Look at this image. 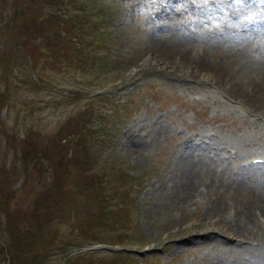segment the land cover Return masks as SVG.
Listing matches in <instances>:
<instances>
[{
	"label": "rangeland",
	"instance_id": "1",
	"mask_svg": "<svg viewBox=\"0 0 264 264\" xmlns=\"http://www.w3.org/2000/svg\"><path fill=\"white\" fill-rule=\"evenodd\" d=\"M78 1L99 14L98 22L80 26L78 35L85 31L91 42L76 52V62L50 54L36 59L49 84L34 86L22 51L37 58L43 29L54 25L43 20L41 0H16L14 10H21L12 22V0H0V264H59L65 251L58 245L90 241L81 250H92L71 264H104L115 247L132 253L116 254L130 264H212L219 257L264 263V212L234 221V209L225 207L234 201L228 180L264 181V160L252 162L254 155L264 158V69L252 68L264 40L242 46L214 35L227 31L229 16L235 25L245 3L254 11L263 0ZM183 36L182 50H167ZM193 57L208 65L196 66ZM218 78L234 98L218 84L203 92L206 80ZM259 91L260 99L246 98ZM95 106L114 111L108 117L93 113ZM185 146L199 159L195 184L206 199L180 208L171 202L189 182L187 160L178 161ZM57 195L54 213L46 212ZM248 199L241 193L237 212ZM214 226L245 240L226 241Z\"/></svg>",
	"mask_w": 264,
	"mask_h": 264
},
{
	"label": "bare ground",
	"instance_id": "2",
	"mask_svg": "<svg viewBox=\"0 0 264 264\" xmlns=\"http://www.w3.org/2000/svg\"><path fill=\"white\" fill-rule=\"evenodd\" d=\"M254 20H252L250 17L246 19V22H247V25L246 28L244 29V36L243 37H240L237 39V41L240 42V39H242V45H247L246 43H248L249 41H252L253 39H256L258 36V33L261 32L262 30V26L260 25H257L253 22ZM215 35V34H214ZM213 35V36H214ZM186 36H183V38H177L175 40H173L172 42H170V45L167 46V50L170 51V49L172 48H175L177 50H182L183 47L186 45V43L188 42V40L185 39ZM190 39V37H188ZM184 39V40H183ZM208 39V38H207ZM213 39V38H212ZM211 39V40H212ZM234 39V38H233ZM232 39V40H233ZM160 40V39H159ZM209 40V39H208ZM207 40V41H208ZM210 40V41H211ZM230 40V39H229ZM164 41V40H163ZM214 41V39H213ZM225 41V40H224ZM223 41V42H224ZM228 41V40H227ZM217 42V41H216ZM219 43V41H218ZM222 43V42H221ZM260 44V43H259ZM237 45V43H236ZM239 45V44H238ZM250 45V44H249ZM253 45V44H252ZM261 45V44H260ZM222 46V45H221ZM228 46V45H227ZM248 46V45H247ZM251 46V45H250ZM212 47V46H211ZM233 47V46H232ZM239 47V46H238ZM255 47V46H253ZM259 47H262V46H259ZM219 48V47H218ZM245 48V47H243ZM263 48V47H262ZM237 49V48H236ZM196 50V49H195ZM205 50V49H204ZM244 50V49H243ZM192 52V51H191ZM190 52V54H191ZM199 52V51H198ZM245 52V51H244ZM263 52V51H262ZM179 53V52H178ZM177 53V55H178ZM189 53V52H188ZM198 54V53H197ZM246 54V53H245ZM250 54V53H248ZM186 55V54H185ZM188 55V54H187ZM191 56V55H189ZM254 56V55H253ZM188 59H190V57H188ZM191 60L193 61V63H195L196 66H207L208 63H206L203 59H200V58H191ZM189 61V60H188ZM263 67V68H262ZM255 71H258L260 69H264V52L263 54L260 56V55H256L254 57V64H253V67H252ZM252 70V69H251ZM229 70H226V74L231 76V73L228 72ZM219 77V76H218ZM228 77V76H227ZM224 78V77H222ZM230 78V77H229ZM228 78V79H229ZM231 79H229L230 81ZM216 82H219V83H223V81L221 80V78H218L216 80ZM220 85V84H219ZM260 96H261V92L259 91V96L256 95L255 92H250L246 95V98H251V99H254L255 100V97H257L258 99H260ZM260 102V100L258 101ZM203 134V133H202ZM208 135V134H207ZM190 137V136H189ZM188 137V138H189ZM201 141V140H200ZM202 142V141H201ZM204 152V151H203ZM207 153V151H206ZM196 154V153H195ZM204 154V153H203ZM208 156V155H207ZM201 157V156H200ZM210 158V157H209ZM180 159L181 160H187L186 161V166L185 168L188 170V176H189V182H188V185H187V188H186V193L184 196H180V198H177L176 201H172L171 203H175L176 206H179L180 208H182L183 206L189 204V203H193V202H197L198 200H204L206 199V193L205 191H203L204 189L201 188V186H198L195 184V182L197 181V178L195 176L196 174V171L198 170V167H195V163L199 160L198 157H196L194 154L191 153V151L187 148H185L184 150H182L180 153H179V156H178V161L180 162ZM218 159V158H217ZM203 160V159H202ZM221 160V159H220ZM220 160L218 162H220ZM208 161V160H207ZM212 161V160H211ZM216 160H214L215 162ZM214 162L212 164H214ZM217 162V161H216ZM184 163V162H183ZM201 164V163H200ZM204 166V165H203ZM222 166V165H221ZM206 167V166H205ZM204 167V168H205ZM218 167V166H217ZM224 167V166H222ZM221 167V168H222ZM220 168V169H221ZM226 168V167H225ZM224 168V169H225ZM207 169V167H206ZM210 171V170H209ZM215 170H213V173H214ZM209 173V172H208ZM216 174V173H215ZM221 174H223L221 172ZM256 175V173H253ZM264 175V174H263ZM221 176V175H220ZM209 177V176H208ZM216 177V176H215ZM238 177V176H236ZM210 178V177H209ZM213 178V177H211ZM222 178V177H221ZM241 178V177H240ZM236 179V178H235ZM259 179V178H258ZM203 180V179H202ZM226 180V179H225ZM238 181H240L239 179H237ZM243 180H244V177H243ZM247 180V179H246ZM245 180V181H246ZM236 180H228V184H227V190L230 192V197L233 198L234 201H228V203L225 205V207H230L232 209H234V212L233 214L231 215L230 212V217L234 220V221H237L239 219H243V220H248V222L250 221V215H252L255 210H259L261 213L264 212V203L261 202V200H263L264 198V181H258V180H254V184H247L248 182H238ZM165 182V181H164ZM220 182V181H219ZM224 182V181H223ZM258 182V184H257ZM222 183V182H221ZM246 183V184H245ZM225 184V183H224ZM208 185V184H207ZM214 185V184H213ZM215 186V185H214ZM207 188V187H206ZM218 189V188H217ZM228 193V192H227ZM241 193H246L247 194V197L249 198L247 201H242L240 203V206L237 207L238 209V212L236 211V207L234 206V203H236V205H238V203L240 202L241 200ZM214 194V193H213ZM211 194V196L213 195ZM220 194V193H219ZM218 194V195H219ZM215 197V196H214ZM182 198V200H181ZM212 200V199H211ZM215 201V200H214ZM212 203V202H211ZM211 205V204H210ZM178 207V208H179ZM177 209V208H175ZM205 209V208H204ZM219 211V209H218ZM205 212V211H204ZM236 213H239V215L236 216ZM221 217V216H219ZM219 220V219H218ZM227 220V219H225ZM236 223V222H235ZM243 224V223H242ZM248 224V223H247ZM264 226V225H263ZM252 228V227H251ZM235 229V228H234ZM253 229V228H252ZM256 229V228H255ZM262 229V227H261ZM236 230V229H235ZM254 230V229H253ZM260 231V229L258 230ZM233 233H238V231H232ZM250 232V231H248ZM262 233V232H261ZM252 234V233H251ZM264 234V233H262ZM256 237V236H255ZM262 237V235H261ZM263 238V237H262ZM238 239H242V238H238ZM218 259V258H217ZM233 262H230V263H227V261H224L223 262V259L221 257H219V261L215 264H231ZM264 264V263H262Z\"/></svg>",
	"mask_w": 264,
	"mask_h": 264
},
{
	"label": "trees",
	"instance_id": "3",
	"mask_svg": "<svg viewBox=\"0 0 264 264\" xmlns=\"http://www.w3.org/2000/svg\"><path fill=\"white\" fill-rule=\"evenodd\" d=\"M63 0H49L50 3L52 2H55V3H60L62 2ZM23 10H26L25 8H22ZM21 10V9H20ZM20 10H18V12H20ZM95 10V9H94ZM89 11V10H88ZM57 15L58 13L56 11H49L47 13V20H46V23L52 25V22L55 20V18H57ZM97 14L94 15V18L93 19H96V18H99L98 15L96 16ZM13 18H14V15H13ZM92 19V20H93ZM87 20H91L90 16H88V19ZM120 261L122 264H124V261L121 260L120 258Z\"/></svg>",
	"mask_w": 264,
	"mask_h": 264
}]
</instances>
